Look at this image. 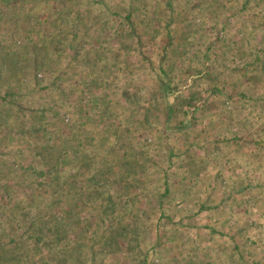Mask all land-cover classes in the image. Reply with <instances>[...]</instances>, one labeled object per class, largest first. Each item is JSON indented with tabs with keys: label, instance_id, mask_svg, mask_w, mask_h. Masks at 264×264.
Listing matches in <instances>:
<instances>
[{
	"label": "rangeland",
	"instance_id": "rangeland-1",
	"mask_svg": "<svg viewBox=\"0 0 264 264\" xmlns=\"http://www.w3.org/2000/svg\"><path fill=\"white\" fill-rule=\"evenodd\" d=\"M0 264H264V0H0Z\"/></svg>",
	"mask_w": 264,
	"mask_h": 264
},
{
	"label": "trees",
	"instance_id": "trees-1",
	"mask_svg": "<svg viewBox=\"0 0 264 264\" xmlns=\"http://www.w3.org/2000/svg\"><path fill=\"white\" fill-rule=\"evenodd\" d=\"M43 41V45H45L46 46V41L45 40H42ZM43 47V46H42ZM44 48V47H43ZM163 89H164V93H165V95L167 94V93H169L170 92V87H165V85L163 86ZM165 90H166V92H165ZM239 94L243 97V96H245V95H247L245 92L244 93H241V92H239ZM167 96V98L168 99H170V97H169V95H166ZM179 102V99H177L174 103H172V104H170V105H168V108H167V110H166V114H170V111H171V109L177 104V103ZM190 102H191V100L190 101H187V103L186 104H182V107L183 108H185L187 105H189L190 104ZM189 112L188 111H184V114H185V116L188 114ZM167 115V116H168ZM189 115V114H188ZM191 117H192V115H190L189 116V119H186V121H185V123H184V125H183V127L184 128H188L189 126H190V124H191ZM76 149V148H75ZM74 154H75V152H74ZM40 157H41V155H39ZM56 158H57V160L58 161H55V162H53V161H51V160H47L48 162H50V164H52V165H57L58 163H59V161L60 162H66L67 163V159H65V160H63L62 158H63V156H61L60 157V155L58 154V156H56ZM42 163L43 164H47L46 162H44V161H42ZM38 174L40 175V176H44V178L46 177V178H48L49 177V181H55L58 177H59V175L57 174V171H53V170H50V168L47 170V171H38ZM57 174V177L56 178H54V177H51V175L52 176H54V175H56ZM59 179H57L56 181H58ZM71 184H72V182H71ZM54 189L55 188H53L52 189V193H54Z\"/></svg>",
	"mask_w": 264,
	"mask_h": 264
}]
</instances>
